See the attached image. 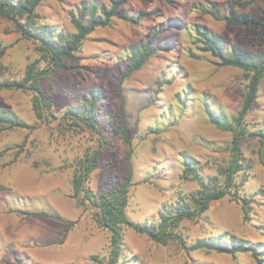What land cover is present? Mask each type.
I'll return each instance as SVG.
<instances>
[{
	"label": "rangeland",
	"instance_id": "374dc122",
	"mask_svg": "<svg viewBox=\"0 0 264 264\" xmlns=\"http://www.w3.org/2000/svg\"><path fill=\"white\" fill-rule=\"evenodd\" d=\"M83 1L43 0L40 21L70 32L71 12ZM110 6V0H97ZM127 0L120 12L147 11L140 24L114 17L111 26H99L85 39L79 55L81 71L58 69L43 80L54 88L55 116L39 119L33 92L2 89L0 108L15 112L30 126L12 128L0 123V264H93V255L107 260L111 232L95 218V208L80 205L73 195L72 178L87 149L100 147L99 138L76 125L62 126L65 110L99 88L98 111L108 142L89 185L96 191L123 183L132 173L127 213L142 224H158L159 212L181 201L199 187L185 169V161L199 166L204 176L217 175L229 162L232 133L212 124L206 107L227 117L243 103L247 78L236 66H221L193 39L192 24H205L254 50L264 49V30L229 23L220 14L230 7L263 14L264 0ZM216 3L219 12L206 13ZM165 45L122 81L131 48L147 38ZM0 79H21L28 64L39 59L37 45L25 38L13 20L0 15ZM184 90L188 93L184 94ZM122 125L125 130L122 131ZM241 140L247 159L236 175L232 193L214 200L196 220H182L179 231L188 245L199 238L222 243L237 235L264 247V78L253 109L245 120ZM249 165V166H248ZM247 197L246 213L242 208ZM125 247L118 264H257L250 253L198 249L186 251L178 242L160 243L125 226Z\"/></svg>",
	"mask_w": 264,
	"mask_h": 264
},
{
	"label": "trees",
	"instance_id": "16d2710c",
	"mask_svg": "<svg viewBox=\"0 0 264 264\" xmlns=\"http://www.w3.org/2000/svg\"><path fill=\"white\" fill-rule=\"evenodd\" d=\"M43 0H0V15L14 21L16 30L25 38L33 41L45 62L44 67L39 65L36 59L28 64L25 75L21 79H0V90L16 89L33 92V107L39 119L47 121L50 116H55L53 110L54 88L47 90L42 87L43 80L58 69L81 71L79 51L85 39L99 26H111L114 17L122 18L133 24L150 15L147 11H139L136 15L129 11L120 12L121 6L127 0H110V6L99 3L97 0L83 1L76 11L71 12V22L74 31L65 32L59 30L56 24L39 20L38 6ZM167 1V0H164ZM250 2L244 0L241 4L247 6ZM212 8H204L206 13L219 12L216 3H211ZM221 18L229 23L243 26L249 30H264V12L255 15L245 11H239L230 7L226 13L220 14ZM191 29L196 33L193 42L206 53H210L217 59L221 66H236L244 71L247 78L246 89L243 93V103L236 114L227 117L224 113L206 107L209 121L221 130L230 131L231 155L229 162L221 169V178L217 175L204 176L198 171L199 166L191 161H185V169L192 175L199 187L187 193L181 201L168 209L159 212L158 224H142L131 219L127 213L132 173L126 180L109 190L96 192L90 185L93 171L99 165L101 148L104 142H108L105 128L102 124L98 103L102 98V90L92 89L90 95L77 104L69 106L61 116L62 126L68 123L81 129L93 132L99 138L100 147L87 149L77 163V169L72 178L73 195L80 205L89 204L95 208V218L102 226L111 232V249L107 260L93 255V264H118L125 247L124 228L129 226L138 232L147 234L160 243L169 241L178 242L186 251L205 249L217 252L229 253L236 257L239 253H250L257 264H264V247L261 243L251 242L237 235L231 236L226 243L215 238H199L188 245L179 227L182 220H196L203 216L210 208L214 200L232 193V189L238 186L236 175L245 170L247 159L243 155L241 140L248 133L245 120L253 109L258 97L262 80L264 78V49L254 50L238 43L229 44L225 36L215 32L205 24L196 22ZM156 37L147 38L139 46L131 48V59L127 64L122 81L140 69L146 61L159 49L167 46L154 44ZM5 46L0 49V58L5 52ZM188 91L184 90V94ZM0 123L12 128H25L30 125L21 119L15 112L0 108ZM125 127L122 125V131ZM253 136H264V132H250ZM249 166V165H248ZM243 200L242 208L245 211L244 219H248L246 213L247 197Z\"/></svg>",
	"mask_w": 264,
	"mask_h": 264
}]
</instances>
